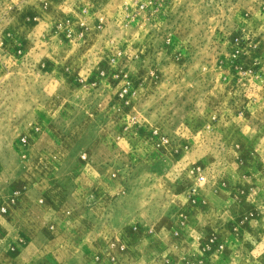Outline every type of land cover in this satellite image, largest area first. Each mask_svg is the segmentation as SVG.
<instances>
[{
    "label": "rangeland",
    "instance_id": "rangeland-1",
    "mask_svg": "<svg viewBox=\"0 0 264 264\" xmlns=\"http://www.w3.org/2000/svg\"><path fill=\"white\" fill-rule=\"evenodd\" d=\"M0 264H264V0H0Z\"/></svg>",
    "mask_w": 264,
    "mask_h": 264
},
{
    "label": "crops",
    "instance_id": "crops-1",
    "mask_svg": "<svg viewBox=\"0 0 264 264\" xmlns=\"http://www.w3.org/2000/svg\"><path fill=\"white\" fill-rule=\"evenodd\" d=\"M113 188V186L110 187H103L101 190H104V193L101 194V199L96 201V205L100 207V222H99V230L100 232V238H103L102 233H107L108 228L113 226L117 228L120 224H123V222L119 221V217L121 216V213L117 209L121 208L122 199L119 198V194L115 195V198L113 201H109L108 195L112 194L111 191L117 189ZM18 192H20V195H18L17 199L14 198V200H17L15 202H11V204L8 205L9 207V216L5 218V220L8 222V224L14 225L13 227H8L5 230L14 231L16 229V222H19L20 228L24 231L26 234V239L35 240L36 242H42L47 243L44 247L46 250H49L53 246V244L56 243V241L59 239L58 235V223H56V216H57V209L58 204L55 203L53 199L54 192H49L50 195L48 196L46 193V203L41 206L40 201L37 203V197L41 195L43 192L40 189H35L30 191L23 192L22 190L18 189ZM28 192L31 193V196L27 194ZM13 195V194H12ZM109 195V196H110ZM23 196H26V199L23 198ZM29 196V198H28ZM11 197V196H10ZM128 201L127 204L130 203V197L126 198ZM86 202V200H85ZM18 204V205H17ZM126 205V204H125ZM19 207L18 210L15 209V207ZM114 207V212H110V208ZM131 206H128L130 208ZM104 209V210H103ZM18 213V214H17ZM16 214V215H15ZM14 216H18L19 221H15ZM109 216V217H108ZM110 221V222H109ZM23 222V223H21ZM108 223L110 224L108 226ZM48 225V226H46ZM104 231V232H102ZM102 232V233H101ZM76 238V237H75ZM78 239H86L88 238V230L84 226V230L82 232V235L77 237ZM35 242V243H36ZM33 244L32 246L37 248L34 250H38L36 244ZM44 249V248H43ZM51 251V250H50Z\"/></svg>",
    "mask_w": 264,
    "mask_h": 264
}]
</instances>
